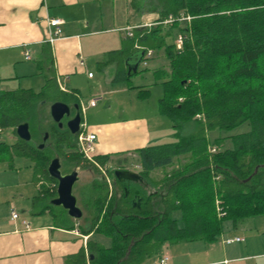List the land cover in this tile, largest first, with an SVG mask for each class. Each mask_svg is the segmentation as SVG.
<instances>
[{
	"label": "trees",
	"instance_id": "16d2710c",
	"mask_svg": "<svg viewBox=\"0 0 264 264\" xmlns=\"http://www.w3.org/2000/svg\"><path fill=\"white\" fill-rule=\"evenodd\" d=\"M131 7L156 16L149 27L133 30L129 46L138 57L143 54L140 65L149 61L148 52L164 61L152 75L163 93L158 115L170 123L174 141L134 151L133 164L93 157L100 167L116 168L106 171L112 194L104 178L84 204L90 232L112 242L107 250L90 244V264H140L166 243L213 244L227 221L264 217V168L253 175L264 164V0H131ZM170 18L172 25H165ZM181 18L190 21L181 23ZM178 36L180 50L174 43ZM51 84L39 95L0 93V130L29 125L32 142H19L13 150L30 158L48 202L56 190L47 175L54 158L62 160L63 173L74 168L98 173L79 154L76 137L66 128L42 129L40 105L48 101ZM141 93L144 100L150 92ZM244 125L246 133L209 139L211 133H230ZM43 131L49 133L50 145L39 151L34 142L42 141ZM118 170H131L140 181L118 183L113 176ZM136 198L142 199L139 208L131 205ZM57 212L54 216L65 221V213Z\"/></svg>",
	"mask_w": 264,
	"mask_h": 264
},
{
	"label": "crops",
	"instance_id": "0c3cea01",
	"mask_svg": "<svg viewBox=\"0 0 264 264\" xmlns=\"http://www.w3.org/2000/svg\"><path fill=\"white\" fill-rule=\"evenodd\" d=\"M128 5L129 0H0V68L6 69L2 80L16 83L18 88L9 87L10 90L1 93L29 91L39 95L48 83H52L53 89L47 92L48 101L40 105L42 122L46 119L48 125H55L49 116V107L53 103L78 105L83 120L80 133L75 137L77 140L82 133L95 136L92 157L109 156L112 159L117 155H131L162 140L158 136L153 139L148 119L144 116L127 118L122 112L119 119L101 123V116L109 113L111 105L100 107L88 118L84 115L89 108L96 109L97 103L105 101L107 96L123 95L129 100L131 97L137 100L138 94L134 96L130 91H137L139 87L129 86L132 71H128V67L137 61L133 53L136 50L129 45L133 30L149 27L156 16L147 14L128 23L123 15L125 22L118 21L117 24V6L127 11ZM50 20L61 22L57 37L56 30L48 28ZM50 38L52 43L48 42ZM89 81L93 87L88 86ZM21 85L26 89L19 90ZM35 90L39 91L35 93ZM82 92L90 98L87 110L81 107ZM129 104V115H132L133 105ZM44 110L47 111L46 117ZM160 125L157 124V128ZM6 130L12 132L6 135L10 143L0 145L10 148L11 162L23 164L14 166L3 159L0 162V264H90L93 257L90 244L105 250L112 246L107 236L90 232V215L84 207L87 194H91L97 181L104 182V177L97 168L98 173L76 168L95 176L87 183H81L78 176L73 187V195L83 216L75 222L64 212L65 221H59L47 206L55 196L46 201L34 164L30 158L17 156L13 150L21 142L15 129ZM3 131L0 130V134ZM44 134L48 135L45 149L50 145V136L48 132H44L43 137ZM170 140L173 141L172 130ZM42 141L34 142V145L38 147ZM60 164L62 174L75 171L63 173L61 160ZM22 169L25 173L31 172L29 180L21 178ZM106 184L111 195L114 189L108 178ZM12 213L19 216V221L11 220ZM22 222L28 224V230ZM223 228L219 240L213 244L203 241L166 243L140 264H157L163 257L169 258L168 264H264V217L237 223L227 221ZM232 239L243 242L224 243Z\"/></svg>",
	"mask_w": 264,
	"mask_h": 264
},
{
	"label": "rangeland",
	"instance_id": "374dc122",
	"mask_svg": "<svg viewBox=\"0 0 264 264\" xmlns=\"http://www.w3.org/2000/svg\"><path fill=\"white\" fill-rule=\"evenodd\" d=\"M123 2H125V0H123ZM128 9L129 10L125 11V10H123L122 7L120 8L119 6H117V19H118L117 20V24H118V21L121 22V23L125 22L126 18H127L126 21L128 23H130L129 21H135L136 19L138 20V19H140V18L145 16V15L139 14L138 11H136L134 8L131 7V0H129ZM123 15H125L126 18L123 17ZM151 19H149L148 21L151 22L153 20V19L152 20ZM188 19H190V18H188ZM183 22H185V21H181V23H183ZM137 23H138V21H137ZM151 23H153V22H151ZM166 25H169V24H166ZM170 25H172V24H170ZM137 29H139V27ZM178 38H180V37L178 36L177 39L174 42L175 45H176V48L177 47L180 48L182 46V42L179 43V39ZM148 60L149 61H147L146 67L141 65L140 68H139L140 71L144 70V69H147L148 71L144 72V73H139L137 76H133L132 79H131V83L129 84V86L132 87V88L139 87V89L137 91L136 90L135 91L134 90L130 91V93L133 94L134 96L138 94L137 100H136L135 97H134L135 99L133 97H131L132 98V102H130L131 98L129 100L126 96H123V95H116V96H113V97H108L107 96V97H105L106 98L105 101L102 100L100 103H97V108L96 109L91 110L89 108L90 110L89 109L87 110V106H89L88 102H89L90 98L85 96V93L82 92V96H83L82 98L83 99L81 100V105H82L81 107L84 110H87V112L84 113V115L88 118V117L91 116L92 112L97 111V109H99L100 107L101 108L102 107L108 108V107H110L109 105H111L112 109L109 111V113H107V115L101 116V119H100L101 123L106 122V121H110V120L119 119L122 112L124 113L125 117H127V118L137 117L139 115L140 116H144L145 118L148 119L149 127H150V130H151V135L153 136V139H155L157 136L162 139V140H160V142L158 144L154 143V144H151L150 146L170 144V143H172L174 141V140L173 141L170 140V130H171L170 123L166 119L161 118L160 116H158V114H157V112H158V101L161 99L162 94H163L162 93V89H161V87L159 85L154 86V79H153V75H152V73L155 70H157L158 68H160V66H163L165 64H164V61L160 57H157V56H154V55H151L150 59H148ZM5 75H6V69L3 66H1V68H0V80L5 78ZM91 83L92 82L89 81V85L88 86L93 87ZM145 86H150V87L147 88V89L140 88V87H145ZM9 87H13L14 89H16L17 88V84L16 83H10L9 84V82H6V81L2 80L0 82V93L1 92H7L8 90H10V89H8ZM24 87L25 86L21 85L19 90L26 89ZM36 89H38V88H36ZM146 90H149V92H150L149 93V97L147 99L140 100L139 99V95L141 96V94H142L141 92H145ZM38 91L39 90H35V93H37ZM87 92L88 91H86V94H87ZM87 98H88V100H87ZM129 103H132V105H133L132 106V110H131L132 115H129V113H130L128 111L129 108H130V104ZM94 104H96V103H94ZM44 116L45 117L47 116V111H45V110H44ZM47 122L48 121L45 119L44 122L42 123V129L43 128H44V130L48 129V127H50L52 125V124L48 125ZM159 123L161 125H160L159 128H157V124H159ZM248 130H249V127L247 125H244V126L238 128V129H236V130H234V131H232L230 133H221V134H218L217 132L216 133H211V134H209V139L212 141L213 139L219 138L220 136L221 137H229V136L241 135L242 133L248 132ZM7 134H12V132L10 130L9 131L8 130H4L0 134V143H4V144L9 145L10 142L7 140V137H6ZM228 146H229V144L227 142L225 144V147H228ZM36 149L38 150V147ZM2 150H3V154L0 155V158L3 159L7 164H11V165L13 164L15 166L17 164L22 163V162H19V161H18L19 163L17 161L11 162L9 160L10 148L7 147L6 145H5V147L3 145ZM212 150L213 149L210 148V152ZM124 159L128 160L129 164H133L134 160L136 159V156L133 155V154L125 155V156L117 155L116 157H113L111 159V161L114 163V162H117V161H122ZM61 163L63 164L62 160H61ZM26 164H29V162H26ZM21 166H23V165H21ZM22 168H24V166ZM115 168H116V166H113L112 164L109 165V170H111V169L113 170ZM126 168L131 169V170L135 169L133 167V165H128V164L126 165ZM74 170L78 173V176L80 178V182L81 183H87L88 181L92 180V178L95 177L93 174H91V172L89 173L87 171H83V170L76 169V168H74ZM30 175H31L30 171L25 173V171L23 169L21 170V173H20L21 178L29 180L30 179ZM25 176H26V178H24ZM101 176H103V175L101 174ZM51 210H52V215L53 216H54V213L59 211L58 209H54V208L51 209ZM86 217H88L87 213H85V218Z\"/></svg>",
	"mask_w": 264,
	"mask_h": 264
},
{
	"label": "water",
	"instance_id": "95a60500",
	"mask_svg": "<svg viewBox=\"0 0 264 264\" xmlns=\"http://www.w3.org/2000/svg\"><path fill=\"white\" fill-rule=\"evenodd\" d=\"M142 56L143 54H141L140 57L137 55L135 56L137 61L133 66L128 67L129 72L132 71L133 74L137 73ZM49 116L58 129H62L63 121H66L65 128L71 136L75 137L80 133V126L83 118L78 105L69 106L61 102L53 103L49 107ZM15 135L21 142H32L28 124L18 125L15 128ZM47 139L48 135L44 134L42 144L38 147V150L41 151L44 149ZM259 168H264V164L261 167L256 168L253 175H256ZM47 175L56 183L55 197L49 202L50 206L61 209L66 213L69 219L75 222L80 221L83 215L77 206V199L73 195V187L79 180L77 172L73 171L69 174H62L60 160L58 158H54L50 161L47 167ZM113 176L118 183H137L140 181L137 173L127 170L115 171ZM249 180L250 179L247 181ZM127 194L128 192H126V195ZM141 202V198H136L132 201L131 205L133 208H139Z\"/></svg>",
	"mask_w": 264,
	"mask_h": 264
},
{
	"label": "built area",
	"instance_id": "2783aa9c",
	"mask_svg": "<svg viewBox=\"0 0 264 264\" xmlns=\"http://www.w3.org/2000/svg\"><path fill=\"white\" fill-rule=\"evenodd\" d=\"M179 21H190V19H184V18H181L179 19ZM173 22V19H168V21H166L164 24H171ZM48 25V28L49 29H54L56 30V34H55V37L59 36L60 35V30H59V27L61 26V22L58 21V20H50L48 21L47 23ZM129 36H131L129 34ZM179 39V43L182 42L181 38H178ZM49 43H52L53 40L50 38ZM177 49L179 50L180 48L177 47ZM151 52H148V54L145 56V62L146 60L150 59L151 57ZM25 58L28 60V56L26 55ZM143 66L146 67V63H143ZM95 141V136L93 135H84L83 133L79 135L78 139H77V147H78V151L80 153V155L84 158V160L92 163L98 170L99 172L104 176V178L106 179L107 181V177L106 176V169L107 167H100L98 165H96L93 161V157L91 156L92 153H93V142ZM212 153L215 152V150H212L211 151ZM220 205V202H216V212H217V216L219 219H222L225 214L222 212L221 208L219 207ZM19 216L15 213H12L11 214V220L12 221H19ZM22 225L25 227L26 230L29 229V226L26 222H22ZM240 242H243V240L241 239H232V240H225V244L226 245H231V244H235V243H240ZM169 263V258L168 257H163L157 264H168Z\"/></svg>",
	"mask_w": 264,
	"mask_h": 264
},
{
	"label": "bare ground",
	"instance_id": "6f19581e",
	"mask_svg": "<svg viewBox=\"0 0 264 264\" xmlns=\"http://www.w3.org/2000/svg\"><path fill=\"white\" fill-rule=\"evenodd\" d=\"M107 169H109V167L107 168ZM107 169H106V171H107ZM106 173V172H105ZM104 177V176H103ZM105 177H107V173H106V176Z\"/></svg>",
	"mask_w": 264,
	"mask_h": 264
},
{
	"label": "flooded vegetation",
	"instance_id": "af4514ba",
	"mask_svg": "<svg viewBox=\"0 0 264 264\" xmlns=\"http://www.w3.org/2000/svg\"><path fill=\"white\" fill-rule=\"evenodd\" d=\"M63 129V128H62ZM43 138V137H42ZM39 147V146H38ZM103 179V178H102Z\"/></svg>",
	"mask_w": 264,
	"mask_h": 264
}]
</instances>
